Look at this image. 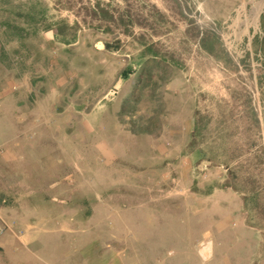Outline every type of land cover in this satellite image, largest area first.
<instances>
[{
    "label": "rangeland",
    "instance_id": "rangeland-1",
    "mask_svg": "<svg viewBox=\"0 0 264 264\" xmlns=\"http://www.w3.org/2000/svg\"><path fill=\"white\" fill-rule=\"evenodd\" d=\"M129 5L133 24L112 32L86 15ZM71 14L84 27L77 34L48 33ZM146 42L177 66L147 64ZM263 66L264 0H0V207L41 216L46 252L181 264L180 253L200 256L206 243L210 264L214 235L204 232L215 214L196 197L226 183L228 169L186 151L197 112L234 110L241 149L232 153L245 152L242 174L261 191L247 217L264 236L263 92L249 74ZM131 67L139 73L125 79ZM212 127H222L217 118ZM223 135L213 133L217 145Z\"/></svg>",
    "mask_w": 264,
    "mask_h": 264
},
{
    "label": "crops",
    "instance_id": "crops-1",
    "mask_svg": "<svg viewBox=\"0 0 264 264\" xmlns=\"http://www.w3.org/2000/svg\"><path fill=\"white\" fill-rule=\"evenodd\" d=\"M221 181H217L220 184ZM206 185V184H205ZM204 185V186H205ZM209 183L206 189L196 197L199 207H211L205 213L215 214V221L210 225L213 234V259L210 264H264V236L262 228L257 227L247 217V207H244L241 196L232 189H223ZM206 191V192H204ZM27 207H0V264H97L98 260L92 253L57 254L46 252L44 236L41 229L34 226L41 216L31 215ZM28 212V214H27ZM208 218V217H206ZM213 218V217H212ZM217 219V220H216ZM220 219V220H219ZM3 230V233L1 231ZM182 243H189L185 239ZM38 244L41 248L35 250L31 245ZM220 244L219 251L216 245ZM217 252V253H216ZM181 264H203L200 256L189 249L180 253ZM105 255V254H104ZM102 259L99 264H111L110 256ZM118 264H126L127 254L118 253ZM155 259V258H154ZM159 260L162 263H159ZM168 259H155V264H168Z\"/></svg>",
    "mask_w": 264,
    "mask_h": 264
},
{
    "label": "trees",
    "instance_id": "trees-1",
    "mask_svg": "<svg viewBox=\"0 0 264 264\" xmlns=\"http://www.w3.org/2000/svg\"><path fill=\"white\" fill-rule=\"evenodd\" d=\"M134 6L129 5L128 10H126L124 13L121 11H118L116 9L115 11H111L109 9L101 8L98 9H91L86 12V15H91L90 21L93 22L96 18H98L100 21L98 24H94L92 26H95L94 28L98 31L105 30V31H113V26H121L123 24L126 26L128 23L133 24L132 21L134 20L132 15V10ZM75 15V14H74ZM73 14L67 17V19H63L60 22H57L55 25H48L47 31L49 34H51L53 37L59 38L64 37L65 34V28L75 32V34L78 33V31L84 27L80 25L79 21L73 20L72 17H74ZM159 15V14H158ZM161 16V15H159ZM77 18V15H75V19ZM77 20V19H76ZM84 26H90L88 19L84 20ZM118 47L121 46L120 41H116ZM147 46L146 49L143 51V55L148 61L151 60H162V61H168L174 65L177 66V60L173 58H166L159 52V50L156 49L155 46H152L150 44L145 43ZM108 47L109 44L107 45ZM117 47V46H116ZM117 47V49H119ZM236 66V65H235ZM246 67V66H245ZM236 68L239 69V67L236 66ZM248 70V69H247ZM147 72V71H146ZM139 73V70H133V68L127 69L123 74V77L125 79L130 78L132 74ZM249 74L252 75L253 78H255L257 90L259 91V87L262 90V98L264 103V66L260 68L257 71H249ZM246 89V88H245ZM250 97V96H249ZM260 101V97L258 98ZM249 106V112L248 117L253 119V124H255V129L257 131L262 132V119L261 116L259 117V113H257L254 109V106L252 104V101L249 100L248 102ZM254 110V111H253ZM220 113V115H219ZM217 115L214 114H208L202 115L199 112L196 114L195 118V124H194V130L192 132V141L187 146L186 153L198 155V158H202L203 160L209 161L213 165L223 166L228 169L227 174V182L224 184H217L218 188H226L230 187L235 190L238 194H241V196L244 199V202L247 206V208L255 213L258 212V207L261 204V196H260V189L258 188V185H252L248 181V178L242 174V169H244V164L241 163L239 160L242 158V155L245 154V152L242 151L239 154L232 153L236 151L237 149H241V146L238 143V146H236L233 143V139L236 135V131H238V126L236 123V113L234 110H231L229 113H225L224 111L219 112ZM214 118L218 119L219 124L222 126L220 129L218 127H212V122ZM206 130L209 131V135L206 134ZM224 134L223 135V145H217L215 142V139L213 138V133H217L218 135H221V131ZM252 131V129H250ZM249 131V132H250ZM209 137V140H208ZM207 140V146L201 145L204 143V141ZM258 144V143H257ZM258 146V145H257ZM255 146V147H257ZM237 147V148H236ZM235 148V149H234ZM237 152V151H236ZM234 182H233V181ZM216 187V186H215ZM255 216V215H254ZM257 227H261L259 222L252 221Z\"/></svg>",
    "mask_w": 264,
    "mask_h": 264
},
{
    "label": "built area",
    "instance_id": "built-area-1",
    "mask_svg": "<svg viewBox=\"0 0 264 264\" xmlns=\"http://www.w3.org/2000/svg\"><path fill=\"white\" fill-rule=\"evenodd\" d=\"M239 68L242 69L241 65H240ZM254 95H255V94H254ZM1 233H3V230L1 231ZM205 244H206V243H202V244H201L200 256H201V258H202L203 260H208L209 257H210V253H209L208 250H207V249H208V246H206ZM203 251H205V252H203Z\"/></svg>",
    "mask_w": 264,
    "mask_h": 264
},
{
    "label": "bare ground",
    "instance_id": "bare-ground-1",
    "mask_svg": "<svg viewBox=\"0 0 264 264\" xmlns=\"http://www.w3.org/2000/svg\"><path fill=\"white\" fill-rule=\"evenodd\" d=\"M208 250V249H207Z\"/></svg>",
    "mask_w": 264,
    "mask_h": 264
}]
</instances>
